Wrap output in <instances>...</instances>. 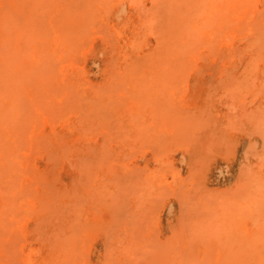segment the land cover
I'll return each instance as SVG.
<instances>
[{
	"label": "rangeland",
	"instance_id": "rangeland-1",
	"mask_svg": "<svg viewBox=\"0 0 264 264\" xmlns=\"http://www.w3.org/2000/svg\"><path fill=\"white\" fill-rule=\"evenodd\" d=\"M0 264H264V0H0Z\"/></svg>",
	"mask_w": 264,
	"mask_h": 264
},
{
	"label": "bare ground",
	"instance_id": "bare-ground-1",
	"mask_svg": "<svg viewBox=\"0 0 264 264\" xmlns=\"http://www.w3.org/2000/svg\"><path fill=\"white\" fill-rule=\"evenodd\" d=\"M36 255V254H35Z\"/></svg>",
	"mask_w": 264,
	"mask_h": 264
}]
</instances>
